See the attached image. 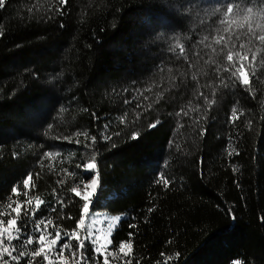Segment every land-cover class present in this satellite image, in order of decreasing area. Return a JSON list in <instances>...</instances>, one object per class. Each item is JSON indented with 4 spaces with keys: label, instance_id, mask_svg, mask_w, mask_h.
Here are the masks:
<instances>
[{
    "label": "trees",
    "instance_id": "obj_1",
    "mask_svg": "<svg viewBox=\"0 0 264 264\" xmlns=\"http://www.w3.org/2000/svg\"><path fill=\"white\" fill-rule=\"evenodd\" d=\"M229 3L5 0L0 208L19 183L13 200L35 208L40 199L36 218L53 221L47 231H75L71 248L83 240L88 264H103L79 236L83 201L71 192L85 180L77 164L92 162L90 208L123 217L110 250L131 243V264H264V4L240 0L254 11L224 17ZM236 67L250 85L231 76ZM21 223L31 232V219ZM22 241H13L18 250ZM29 259L46 264L43 254L20 264ZM64 263L75 264L67 251Z\"/></svg>",
    "mask_w": 264,
    "mask_h": 264
},
{
    "label": "snow or ice",
    "instance_id": "obj_2",
    "mask_svg": "<svg viewBox=\"0 0 264 264\" xmlns=\"http://www.w3.org/2000/svg\"><path fill=\"white\" fill-rule=\"evenodd\" d=\"M61 5H66L67 0H59ZM260 4H264V0H260ZM5 5V0H0V8H3ZM59 11V9H58ZM217 12H220L221 9L217 8ZM254 11L253 7L251 6H245L241 7L240 0H230L229 4L224 5V17H228L229 15L233 17L241 16L244 18H247L246 14H250ZM223 22V21H221ZM250 30V29H249ZM2 35V33H0ZM259 40L261 42H264V34L259 36ZM243 47V45H241ZM183 51V49L181 50ZM227 60L232 61L233 60V54L231 51H229L227 54ZM238 57H240L241 60L244 59V57L247 55V53H236ZM253 61L255 60V56L252 57ZM228 69L226 68L225 71ZM237 73H240V76H237ZM254 73V70H253ZM232 77H236L242 86L250 85V80L248 78L244 77V72L242 67H236L235 71L231 72ZM195 78V77H194ZM234 86V85H233ZM224 87L227 88L228 84L225 83ZM205 103H208L207 99H205ZM233 113H235V109L232 110ZM160 121H154L152 124H150V128H155L159 125ZM109 126L105 125V129H107ZM206 129L202 130V135H206ZM116 135H120L119 132L115 133ZM76 135H80L79 132L76 133ZM87 135V133H85ZM105 140H111L112 136L105 133L104 137ZM136 134L133 135V139H136ZM64 139H69L68 137H65ZM96 137H92V142L95 143ZM239 155V153H236ZM14 155H16L14 153ZM231 155V153H229ZM94 159V158H93ZM201 167H203V160L200 161ZM78 168L86 167L89 170L95 169L97 165L95 163H87L86 165L77 164ZM98 178L99 175L97 173L96 178H92L90 184L86 183L85 188L91 189V191H86L82 196L81 193L77 191L76 187L71 188V192L75 193L77 196H80L83 202V213L87 214L90 211V197H92L95 194V191L97 189L98 185ZM33 181L32 174H28L23 180V194L27 197V192L29 190L30 182ZM157 183L160 181L157 180ZM163 183L165 185H169L171 182L167 179L163 180ZM20 184H16L11 189V195L8 196L7 200L8 203L6 204V208L8 211H4L2 208H0V264H11V262H15V264H20L21 258L25 257H40L43 254V260L46 262V264H57V261L60 262V264H64V253L67 251L70 253V256L75 261V264H88L89 257L87 256V253L84 251L85 245L83 240H78L77 247L75 250L71 248V239L72 237L76 236V232L72 231L71 233H67L65 236L61 235L60 230L57 228V230L53 232H48V226L53 224L52 219L49 217H41L39 219L36 218V212L41 208L42 201L40 199H36L35 201V208H24V205H31L32 200L31 199H25L24 201L20 200H13V195H20ZM58 199H60L58 197ZM62 203V201H61ZM53 212L56 211V208L53 207L51 209ZM154 211L153 208L149 209V212ZM228 212H231L232 210H227ZM8 216V219H4L3 217ZM24 217H28L33 221V227L31 229V232L28 234H25L24 229L28 227L26 224H22L21 220ZM72 218V217H68ZM116 220H119L120 217H115ZM85 223V220L83 216L79 218L78 226L83 225ZM43 225V228L41 226ZM130 227H136V225H130ZM37 233L38 235H33L32 233ZM130 236L132 233L129 234ZM23 236L22 244L20 245V250H18L17 245L13 243V241H19L21 240V237ZM92 236L91 230H86V237ZM64 240V243L59 244L58 242L61 240ZM99 237H96V240H98ZM36 242L38 244V247L29 250V246L33 245V243ZM95 243V240L93 241ZM171 243V241H169ZM126 245L125 243L121 242L119 243V249L123 251L125 249ZM128 248L132 247L131 243L127 244ZM123 248V250H122ZM58 249V251H57ZM104 250V245L101 244L99 247L95 248V252L97 255L101 253V251ZM77 253H79V257L77 258ZM124 256L127 257L128 254H125ZM112 253L110 251L105 250V257L103 260V264H110V261L108 259V256H110ZM5 255H7L8 259H5ZM27 264H33V261L29 259L27 261ZM124 264H131V260H125Z\"/></svg>",
    "mask_w": 264,
    "mask_h": 264
},
{
    "label": "rangeland",
    "instance_id": "obj_3",
    "mask_svg": "<svg viewBox=\"0 0 264 264\" xmlns=\"http://www.w3.org/2000/svg\"><path fill=\"white\" fill-rule=\"evenodd\" d=\"M243 72H244V77L248 78L247 73L244 69H243ZM239 76H240V73H239ZM90 163H92V162H90ZM83 174L85 175L84 182L75 186L77 188V191L81 193V196L86 191H91V189L85 188V184L86 183L90 184L91 179L96 178L97 170H96V168L89 170L86 167H84ZM97 187H98V185H97ZM95 194H96V191H95ZM95 194L92 197H90V200H89L90 205H91L92 199L94 198ZM77 197L81 199L80 196H77ZM4 211H8V210H4ZM82 216L85 220V223L83 225H79L80 230L82 231V233H80L81 235H79V236H82L83 238H86L87 240H89L93 244L94 248L99 247L101 244H103L104 250H102L101 253L99 254L103 258V260L105 257V250H107V251H110L112 253L110 256H108L110 264H124V261L126 258L124 256V252H126L125 254H129V248L126 246L124 250L122 248L123 251H121L120 249H118L117 251L110 250L111 236H112L114 230L116 229V227L118 226L120 220L123 217L119 216L120 219L116 220L115 217H117V216H112V215H110L104 211H97V210L93 211L91 208H90L89 213H87V214L82 213ZM3 218L6 220V219H8V216H5ZM86 230H91L92 236L86 237ZM96 237H99V239L96 240ZM94 240H95V243H93ZM34 247L36 248V245ZM57 251H58V249H57ZM57 264H60V262L57 261ZM64 264H66V263H64Z\"/></svg>",
    "mask_w": 264,
    "mask_h": 264
}]
</instances>
